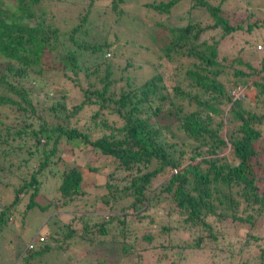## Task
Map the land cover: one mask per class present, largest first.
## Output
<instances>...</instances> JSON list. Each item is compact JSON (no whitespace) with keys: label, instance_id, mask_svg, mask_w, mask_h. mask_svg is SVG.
<instances>
[{"label":"trees","instance_id":"1","mask_svg":"<svg viewBox=\"0 0 264 264\" xmlns=\"http://www.w3.org/2000/svg\"><path fill=\"white\" fill-rule=\"evenodd\" d=\"M47 1L0 0V254L10 220L23 222L36 208L64 223L28 242L17 264H44L50 252L46 263L62 254L55 264H90L104 244L123 258L156 248L151 264H264V52L256 50L264 4L258 17L249 6L190 0L183 23L159 30L166 43L153 59L130 56L121 66L113 29L104 38L89 29L96 0L73 1L83 12L64 32ZM180 1L146 7L169 14ZM110 3L112 28L122 0ZM194 9L210 18L190 21ZM248 49L256 64L245 59ZM237 86L245 96L233 99ZM67 149L88 150L99 164L88 167L104 177L96 196L80 166L64 160ZM42 187H52L51 199ZM129 210L142 220L164 217L157 246L150 231L144 245L129 240Z\"/></svg>","mask_w":264,"mask_h":264},{"label":"rangeland","instance_id":"2","mask_svg":"<svg viewBox=\"0 0 264 264\" xmlns=\"http://www.w3.org/2000/svg\"><path fill=\"white\" fill-rule=\"evenodd\" d=\"M66 2H58L55 0H49L46 2L47 10H50L52 12V22H54L55 26L59 28L61 32L70 30L72 27H74L78 23L79 15L83 12V5H80L78 3H74L75 0H65ZM161 1L168 2L170 0H122V3L119 4V23L115 26H112L110 28V25L112 21L115 18V12L112 9V3H110V0H96V4L94 5L95 11H93V14H91L89 20L92 21L93 25L89 26V29L93 31V27L95 28L92 34L97 33L99 37H103L107 34H109L110 29H113V32L118 36V44L115 46L116 49L123 52L125 59H119L115 58V62L117 64L124 66L126 58H130V56H133L135 58H138L142 61H150L154 58V56L159 52L160 45L162 43H166V35L159 32L161 29H165L166 27H173L178 26L186 19L184 16L186 15V11L189 8L190 0H181L178 2L170 11L169 14H159L149 8L146 7V4H155L159 3ZM212 2L216 1L219 2L220 0H211ZM86 2H88L86 0ZM226 7L230 10L240 9L244 6H249L251 10H256L258 17L262 15V6L264 4V0H225ZM11 5V4H10ZM98 6V7H97ZM247 8V7H246ZM101 18V19H100ZM209 14L204 9H194L190 11L189 19L190 21H207L209 19ZM102 21V22H101ZM258 31V30H257ZM256 31V32H257ZM259 36H264V29H261L258 31ZM256 38V35H255ZM257 39V38H256ZM253 40V39H252ZM258 45H262V50L257 49L260 51L261 54L264 52V45L263 43H257ZM238 45H235V48L233 50H238ZM111 53V52H110ZM112 55V54H111ZM128 56V57H127ZM245 59H249V61H254V59L257 60V54H254L252 50H246V53L244 54ZM110 56L109 58H111ZM113 58V57H112ZM257 61H254V64H256ZM127 75L132 74V72H126ZM119 73H117V76ZM254 90L250 91L249 95L250 98L254 95ZM253 100V98H252ZM263 135H264V125L262 127ZM264 141V137H263ZM257 147L259 149H264V142L257 143ZM261 153L258 157V162L261 165V168L257 170V173L262 177L264 175V168L262 167L264 165V151ZM62 156L64 157V160L69 164L76 163L80 166L83 175H84V187H86V191L88 192V196L91 195L96 196V193L99 192L97 188L104 182V177L101 173H94L88 169L89 166H95L97 167L99 164L97 161H94V158L90 155L88 150H82V149H76L73 151V153L70 150H66ZM111 170V169H110ZM105 171V172H109ZM102 171V170H101ZM43 193L46 196V198L51 199L52 198V187H42ZM6 198V197H5ZM91 198V197H90ZM4 199V198H3ZM45 200V199H44ZM91 200V199H89ZM37 201L40 203L43 201L41 197H38ZM129 201L125 200L123 202H120V205L118 207L126 208ZM50 211V209L48 210ZM85 212V211H84ZM128 215V222H129V230L132 233L129 237V240L132 242L137 236V246L144 245L145 242L143 240V236H147L149 231L153 235L154 239V245H158V241H161L163 237L158 236L156 233L157 227L160 225L165 224V219L162 215H157L155 218H147V219H140L134 215H132V211L129 210L127 212ZM152 214V213H150ZM60 216L62 214H59ZM64 215V214H63ZM50 215L48 212H42L38 209L34 208L27 212V214L24 217V221H16L12 220L10 225L13 229L7 230V233H9L11 236V239H9L8 246L6 248L1 249L0 254V264H7L9 260H14L15 263H20L19 257H17L16 253L23 252L28 244V242H31L34 237L38 236H46L48 233H50L52 230L57 229L58 227L62 228V224L64 222H61L63 219H57L59 222H54L52 219L49 220ZM66 220V219H65ZM64 220V221H65ZM23 223V224H22ZM66 223V222H65ZM261 225V224H260ZM260 227V226H259ZM258 230H262V228H257ZM59 230V229H58ZM187 237V235H186ZM85 250V251H84ZM84 250H78L75 253L78 256H85V252H87V249ZM107 250V252H106ZM154 248L152 251H140L136 250L132 254H129L128 256L124 257L121 255V250L113 249L110 250L109 247L104 244L103 246L98 247L96 249V255L89 258L90 264H98V261L104 260L107 263L104 264H133V262H136L135 254H140L142 257L141 263L136 264H151L149 262L153 261L152 258H157L156 254L158 250ZM51 253V252H50ZM49 253V254H50ZM44 255L40 258V261L45 262L44 264H55V260L58 257L59 260L62 258V260L59 261V263L64 262L63 258H65L62 254L57 255H50L48 258V262L46 263L44 257L47 255ZM91 256V255H88ZM6 259H8L6 261ZM122 261L119 263L117 261ZM118 262V263H117ZM32 264H43L41 263H34L30 262ZM103 264V263H101ZM164 264V263H162ZM166 264H168L166 262Z\"/></svg>","mask_w":264,"mask_h":264},{"label":"built area","instance_id":"3","mask_svg":"<svg viewBox=\"0 0 264 264\" xmlns=\"http://www.w3.org/2000/svg\"><path fill=\"white\" fill-rule=\"evenodd\" d=\"M257 49L258 50H262V45L261 44L260 45H257ZM105 56L107 58H109L111 56V54L110 53H106ZM230 95H231V97L233 99H240V98H242V97L245 96V91H244L243 88L237 86V87H234V88H232L230 90ZM38 240L39 241H42L43 240V237L42 236H39ZM33 241L36 242L37 239L35 238ZM28 248L31 249L32 248V244H29Z\"/></svg>","mask_w":264,"mask_h":264},{"label":"clouds","instance_id":"4","mask_svg":"<svg viewBox=\"0 0 264 264\" xmlns=\"http://www.w3.org/2000/svg\"><path fill=\"white\" fill-rule=\"evenodd\" d=\"M10 221H12V220H10Z\"/></svg>","mask_w":264,"mask_h":264}]
</instances>
